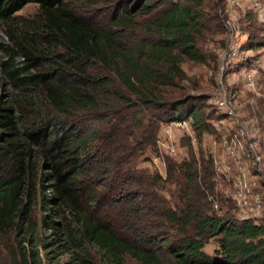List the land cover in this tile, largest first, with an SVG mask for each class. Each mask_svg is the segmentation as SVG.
<instances>
[{
	"label": "trees",
	"instance_id": "obj_1",
	"mask_svg": "<svg viewBox=\"0 0 264 264\" xmlns=\"http://www.w3.org/2000/svg\"><path fill=\"white\" fill-rule=\"evenodd\" d=\"M31 1L41 20L19 19ZM219 5L134 0L103 26L66 0H0L10 39L0 43V68L17 90L11 100L0 96V234L20 236L15 264L70 263L53 252H69L72 264H126L127 256L139 264H264V220L238 214L231 199L210 211L211 157L169 158L166 177L136 160L157 148L162 122L192 119L199 138L218 131L203 96L165 92L184 78L185 58L207 59L206 34H224L219 68L227 32ZM241 8L248 19L230 80L264 58V23L247 1ZM136 16L145 34L134 32ZM263 98L245 106L262 129ZM211 238L213 253L204 249Z\"/></svg>",
	"mask_w": 264,
	"mask_h": 264
},
{
	"label": "rangeland",
	"instance_id": "obj_2",
	"mask_svg": "<svg viewBox=\"0 0 264 264\" xmlns=\"http://www.w3.org/2000/svg\"><path fill=\"white\" fill-rule=\"evenodd\" d=\"M134 0H66V3L73 7L75 11L79 12L80 15L84 16L86 19L103 25L108 26L110 20L113 17V14L117 10V7L122 6V4H130ZM160 1V0H158ZM211 3L217 2L219 0H205ZM226 0H224L225 3ZM243 3V0H241ZM222 1H220L221 3ZM264 3V0H263ZM223 4V3H221ZM251 4V3H249ZM118 5V6H117ZM220 6V5H219ZM225 6V5H224ZM238 15V19L240 23L244 24V21L248 19L247 16H243V10L239 7H233L232 9ZM219 13L222 19V14ZM19 19H24L26 21H37L41 20V10L37 2L31 1L25 4L21 9H19L16 14ZM143 17V16H142ZM142 17L136 16L135 19L139 21L138 27L134 29L135 33L145 34L142 25ZM223 22V19H222ZM224 24V23H223ZM246 24V22H245ZM225 27V26H224ZM242 28V24H241ZM224 37V34L221 32H217L215 34H206L203 41L201 42V49L206 52L207 59L204 62L194 61L188 58L183 60V67L185 69V76L182 80H180L178 86L169 88L165 93L172 97H178L181 95H200L203 96V99L200 100L204 103L206 107V111L209 113L214 112V116L211 119L212 123L219 122L224 117L216 119L219 112L215 111L213 108V89L217 83V79L219 76V68L217 69V55L221 50V38ZM3 41H10L8 35L6 33V26L0 21V43ZM3 54V51L0 48V55ZM260 71L257 73V81L256 87H249L245 81L244 71H234L230 74L231 78V89L235 87L236 95L238 101H240L243 105L242 115L244 118H250V110L247 105L251 100L255 103L253 105L258 104V97L263 95L264 97V72ZM16 89L12 86V84L3 78V73L0 68V96L5 97L6 99L11 100L16 97ZM256 94V95H255ZM260 95V96H259ZM251 99V100H250ZM264 99V98H263ZM264 101V100H263ZM14 111L18 114V109L14 106ZM178 120V119H177ZM173 121L162 122L157 139V148L151 149L148 148L146 152L142 155L138 156L137 164L139 166L148 167L151 171H158L163 177L167 176L168 159H173L175 161H183L184 159H189L192 156H195L200 161L201 155H204L205 158H213V155L216 154L214 152V144L212 143L213 136H219V130L216 131H205L203 133L202 138H199L197 143H194L192 140L191 133L189 129L179 128ZM227 121L223 124V129L221 132L228 128V123L230 124L231 120ZM253 121V120H251ZM174 126V133L168 134L166 132V126L172 125ZM254 122V121H253ZM257 124V122H254ZM233 124V122H232ZM194 128V126H192ZM262 128V127H261ZM264 135V129H262ZM264 137V136H263ZM264 155V148H263ZM158 157V158H157ZM214 167V166H213ZM215 171V170H214ZM258 181L257 185L261 187V190L264 193V178L261 176L255 177ZM224 188H227V185H219L215 180V191L209 195V199L211 195L216 196L220 200V208L224 209L227 207L229 201L226 197ZM167 194L166 191H163ZM211 200V199H210ZM219 208V209H220ZM214 206L212 204V211ZM38 213L41 211L38 209ZM236 214L237 213H230ZM238 214L242 215V213ZM264 220V209L262 213H258V221ZM20 236H17L16 230H11L8 234H0V264H15L16 257L21 249V244L18 242ZM219 243L216 238H211L205 245L204 249L213 253L215 248L218 247ZM97 252V249H96ZM56 254L54 256V260H60L62 262H70L71 263V254L69 252L63 253L61 255H57L58 252H53ZM126 264H139L135 259L127 256ZM168 264H173L171 261Z\"/></svg>",
	"mask_w": 264,
	"mask_h": 264
},
{
	"label": "built area",
	"instance_id": "obj_3",
	"mask_svg": "<svg viewBox=\"0 0 264 264\" xmlns=\"http://www.w3.org/2000/svg\"><path fill=\"white\" fill-rule=\"evenodd\" d=\"M258 12L260 20L264 23L263 0H245ZM244 2V0H243ZM241 0H226L220 6V12L226 28V46L221 53L219 76L213 89V104L217 112L224 113V119L216 122L219 136H213L214 152L212 161L215 170V180L224 188L226 197L235 202L238 212L243 216L254 217L258 220V213L264 209V193L257 185L255 177L264 178V135L262 128L242 115L239 101L232 93L231 81L227 72L230 61L241 56V23L233 7H241ZM264 69V58L257 64L245 67V81L249 87H256L257 73ZM254 104V101H250ZM228 128L223 130V124ZM179 128L189 129L192 140L197 143L198 136L194 131L192 119H178L173 121ZM167 125L166 132L174 133V126ZM233 122V124H232ZM158 158V157H157ZM210 199L215 209L220 208V200L211 195Z\"/></svg>",
	"mask_w": 264,
	"mask_h": 264
}]
</instances>
